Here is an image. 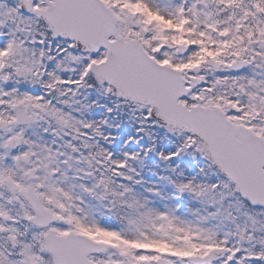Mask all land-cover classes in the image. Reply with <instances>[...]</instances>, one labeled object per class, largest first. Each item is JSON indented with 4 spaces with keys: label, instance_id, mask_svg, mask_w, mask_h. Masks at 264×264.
<instances>
[{
    "label": "snow or ice",
    "instance_id": "6c2138e0",
    "mask_svg": "<svg viewBox=\"0 0 264 264\" xmlns=\"http://www.w3.org/2000/svg\"><path fill=\"white\" fill-rule=\"evenodd\" d=\"M0 264H264V0H0Z\"/></svg>",
    "mask_w": 264,
    "mask_h": 264
}]
</instances>
